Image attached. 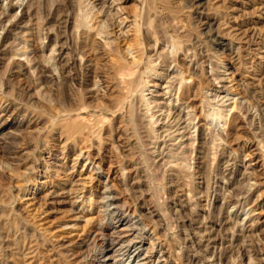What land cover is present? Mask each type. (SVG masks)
I'll return each instance as SVG.
<instances>
[{"label":"rangeland","instance_id":"1","mask_svg":"<svg viewBox=\"0 0 264 264\" xmlns=\"http://www.w3.org/2000/svg\"><path fill=\"white\" fill-rule=\"evenodd\" d=\"M28 1L0 0V19L1 12L16 14L0 29V264L86 262L99 249L97 240L88 239L101 223L112 227L113 206L103 196L113 194L127 202L128 219L143 235L126 264L135 256L145 264H249L250 256L252 264H264V0L155 2L151 19L164 18L165 38L153 49V36L155 70L148 73L144 65L141 71L143 94L153 102L149 115L157 112L154 120L161 119L154 125L155 135H162L157 144L137 140L127 108L110 114L101 127L99 119L102 105L111 106L119 90L106 42L132 37L133 11L143 0H103L118 21L125 19L121 27H110L116 32L107 41L84 26L79 8L80 1L89 12L97 5L93 15L102 0H73L74 15L67 0H37L38 8L25 14ZM104 18L99 13L97 22ZM80 19L78 30L74 23ZM175 29L185 41L178 61L171 54L169 69L162 70L158 56L174 48L168 41ZM183 72L193 77L180 84ZM172 82L189 89L187 98L169 87ZM82 101L88 110L78 109ZM165 102L180 112L178 125L172 115L162 119ZM217 110L221 115L212 122L207 113ZM67 124L80 130L70 133Z\"/></svg>","mask_w":264,"mask_h":264},{"label":"bare ground","instance_id":"2","mask_svg":"<svg viewBox=\"0 0 264 264\" xmlns=\"http://www.w3.org/2000/svg\"><path fill=\"white\" fill-rule=\"evenodd\" d=\"M77 1H79V0H77ZM156 1H159V0H143L142 1L143 3L137 4L138 5L137 8L135 9V7H134L135 10L134 11L132 10L134 12L133 15L135 17V19L132 22V24L134 25V28L132 29V33L133 34L131 35L132 37H129L128 36L129 34L126 32L128 34L127 35L128 38H124V40H123L124 45L126 46L125 48L122 47V43L123 42L122 43L120 42V39L121 38L118 39V37H117V40L115 41V45H113L114 44L113 43L114 41H110V42L107 41V38H109V36L112 35L113 32H116V31H114L113 28H112V31H111L110 30L111 29L110 27H113L114 25L117 28L118 27H121V25L125 22V19L121 18L118 21L117 18H115L116 16H114V13H112V11H111L110 8L107 9V10L105 9L106 2L103 1V0L101 1L102 2V6L100 8H98L97 9L98 12L93 13V15H91V13L94 11V9L96 8L97 5H94L92 8H90V11L91 12H89L88 10L85 9L86 6H85V8H81L83 6V4H84L85 1L84 2L80 1L79 8L83 12L85 11L84 12V15H83V18H84V21L86 22V24L84 25L83 24V20H81V19L79 20L78 23H76V24L74 23L75 28H77L78 30L83 25L86 26L88 29H95L96 28V35L98 34V35H101L102 37L104 35L105 36V39L107 41L106 42V45L112 47V49H110V54L112 55V59H113V62L114 63L112 64V69H113L112 72L113 73H112L111 78L117 80V86H118V89L119 90H118V95L114 98V101H113V103H112L111 106L110 105H107V104L102 105L101 110H100L101 111V114L100 115H102V116H101V118H99L100 119V123L103 122V121H106V120H107L106 123L107 122L109 123V120H111V119H107V118H108V116L110 114H118L120 111H123L125 108H127V110H125V111L126 112H129V114H130L129 115V118L130 119H129L128 124L131 127V129H134V131H132V132H134V135L137 136V134H139V136H140V137H138L137 140H139V138L142 139V140L145 139V138H147V141L149 140L150 141V144H157L158 143V138L159 137H162V135H160L158 137H157V135H155V132L157 130L154 128V125L158 121H160L161 119L160 118H157L156 120H154L155 117H156V115H157V112H152V114L149 115V112L153 110V108H152V103L153 102L152 101L151 102L148 101V99L146 98V95H148L149 93L146 94V95L143 94V91L145 90L144 88L146 87V80L145 81L143 80L145 78L144 75H145L146 72L143 71V73H142L141 70H142V67L144 65L146 66V67L145 66L144 67L147 68L146 70H148V73L149 72L152 73L155 70V66H152V63L154 62V60H152V57L149 54L150 53V41L152 40L153 36H155L154 38L156 40V44H155V46L153 48V49H155L156 46L158 45V43L161 42V41H163L164 38H165V37H163L164 34L162 33L163 32L162 31V29H163L162 28V25H163L164 22H162L163 20L161 18H163V17L162 16L159 17V14H158V15H155L154 18L151 19V16H153V14L151 15V12L154 9V6H155L154 4H157L158 3V2L155 3ZM160 1L163 2L165 0H160ZM37 2H38L37 0L36 1L29 0L28 1V6L26 7L27 10H25V14L28 13L33 8L34 9L38 8ZM167 2H166V4H167ZM89 3H91V0L89 1ZM66 6H67V9H70L71 12H72V14L74 15V13H73L74 12V8L77 7L76 4L74 3V1L73 0H67ZM145 6L146 7L148 6V11H145ZM11 8L13 9L14 7L12 6ZM169 9H167V11ZM165 11H166V9H165ZM176 12H177V10H175V12H174L175 15H176ZM99 13H103V16H105V18L103 20H101L100 23L97 22V19L99 17ZM1 14L4 15V18L3 19H0V29H5L6 22L12 21V18L13 17H16V14L15 13L14 14H11V13H6V12L5 13L4 12H1ZM127 14H129V13H127ZM156 14H157V11H156ZM68 15L66 13L63 14V16H66L67 17V19H65L66 22L68 21ZM146 15H147V18H150V22H148L146 20ZM79 17H80V15H79ZM89 18H90V21L89 22L95 21V23L92 26H89L88 27L89 22H87V21H88ZM152 21L155 22V25H154L153 28L151 26V23L153 24ZM110 22H111V24H110ZM179 22L182 23L183 20L181 19ZM95 24H98V26L96 27ZM16 25H17V22L11 23V27H14ZM167 25H169V24H167ZM210 27H211V24H210ZM176 28H179V27H176ZM171 30H172V28H171ZM10 31H11V29H8V32H7V34L4 37H8V33H10ZM88 32H90V31H88V30L87 31H82L81 34L88 33ZM161 33H162V35H160ZM121 35H122V32L120 34V37H121ZM166 35H167V32H166ZM87 37H89L88 34H87ZM122 38H123V36H122ZM182 38H184V37L179 33V29H177V30L175 29L174 30V33L171 35L170 40L167 38L169 40L168 41L169 43H173L174 48L171 51L168 50L166 52V54H161V56L160 55L158 56V59L161 58L162 59V62L164 64L162 66L163 69L161 68L162 70H164V69L165 70H168L169 69L170 62H171L170 61L171 54L173 55L172 56L173 61L174 62H177L178 61L177 53H178L179 49L182 48L181 46H182L183 41H185ZM167 39H165V40H167ZM176 39H178V40H176ZM186 39H189V38H186ZM113 40H115V39H113ZM190 40H186V41L189 42ZM184 43H186V42H184ZM189 43H191V42H189ZM219 43L221 45H225L223 42H219ZM151 47H152V45H151ZM194 47H196V46H194ZM187 48H188V46H187ZM126 49H127V51H126ZM189 50H191V49L189 48ZM130 51H133V52H130ZM22 52H23L22 55H25L26 54V49H24ZM120 53H122V57L119 56ZM130 53H133L132 55H134L131 58V60H129ZM17 54H18V52H17ZM197 55H198V53L194 52V55L193 56H197ZM29 58L30 57H27L28 63H31L34 59H29ZM64 65L62 66L63 69L65 68ZM43 69H44V66L42 67V66L39 65L37 67L38 73H43ZM108 75H110V74H108ZM153 75H156V77H160V76H162V71L161 72L156 71V72L153 73ZM187 76H185L184 75V72H183L182 75L180 76V79H179L180 82L179 83L182 84L183 80L187 79L188 77L189 78H192L193 77V76H191V73H190V75L188 77ZM155 85H157V83H155V81L150 83V86H155ZM169 87L171 89H173V90L174 89H177L176 86H174V82H172V84H170ZM147 90H149V89H147ZM173 90L170 91L171 96H172ZM188 93H189V89H187L186 87L185 88L183 87L182 90H181V87L179 89H177V94L181 98L182 97L183 98L186 97V95ZM134 101H137V103L139 104L138 107H136V109H132V108H135V107H133V102ZM63 105H64V103H63ZM143 106H146V112L142 114V111H141L142 109L141 108ZM68 107L69 106L67 104V108ZM87 107L89 108V106H87ZM87 107H86V103L82 101V102H80V104L78 106V109H84L85 108L84 110H86ZM155 107H157V106H155ZM164 107H165V115L163 116L162 119H164V118L169 119L171 117V115H172V118H175V120H178V123L176 124V125H178L179 122L182 119L179 116L180 112H178L177 114H175L176 111H173V109L176 108V106L173 105V109H172V108H170L168 102H165V106ZM215 109L216 108H213V111ZM231 109H235V110L238 109V103L236 101L232 103ZM66 110L68 111L67 114H69L70 112H72L71 109H66ZM220 111L217 110L216 113L214 112L212 114L207 113V116H212L213 118L211 119V121L213 122V119L214 118L217 119V116L221 115ZM58 112H60V111H58ZM74 112H75V110H74ZM209 112H211V111H209ZM222 113H223V111H222ZM54 114H58V113H54ZM80 114H78V115H80ZM188 114L191 115V113H187V115ZM142 115L145 118L146 117H149L150 118V119H148V123L145 124V125L143 124V121H145V118H142ZM124 116H125V114H124ZM126 116H127V114H126ZM226 116H228V114H226ZM54 117H55V115H54ZM65 117H66V119L70 118V122L74 121L73 119H71V117H69V115L68 116H65ZM65 117H64V119H62V120H64V122H66ZM189 119L192 120V119H194V117L193 118L190 117ZM236 120H237V117L235 115L231 116L230 117V123L229 124H232V126H234V123L236 122ZM59 121H61V120H59ZM68 121H69V119H68ZM228 121L229 120L227 118L226 123H228ZM56 122H57V120H56ZM56 122H55V124L57 125ZM98 123H99V121H98ZM183 123H185V122H183ZM69 124H67V126H68V130H69L70 133H73L74 134V133H76V132H78L80 130V128L78 126L72 125V124L69 125ZM79 126H81V125H79ZM101 126H102V123H101L100 127ZM188 127H190V124H188V125L185 126V128H188ZM172 128H173V126L170 127L169 130H165V131H170ZM62 133H63V131H62ZM98 133H101V132L99 131ZM189 133H190V130H189ZM101 135H102V133H101ZM100 138L102 139L101 136H100ZM153 138H155L156 141H154ZM220 139H224V137L221 136ZM215 140H217V139H215ZM143 143H144V141H143ZM144 146H145V144H144ZM141 148H142V145H141ZM211 151H214V150L212 149ZM215 152H214V158L213 159H215L216 157H218V156H216L217 155V152H216V154H215ZM185 161H187V159H185ZM170 162H171V160H170ZM170 162H168V163H170ZM108 188H109V191L112 190L111 187H108ZM104 193L107 194L106 190H105ZM104 198H109L111 200V205L113 206L114 219H113L112 227L110 228V227H108V225H105L104 223H101V225L98 226L97 230L95 231V234L91 238L88 239L89 244H92V243L94 244V242L96 240L99 242V249H98V251L95 254H93L91 256V258H89V260H87L86 262L83 259L84 257L80 258L77 261L78 264H116V263L121 262L122 260H124L125 257H127L126 258V261L124 263V264H126L127 263V260H128V257L130 256V252L132 251V249L134 247H136V248L139 249V246L137 245V243L142 242V240H139L137 238L143 237V235H140V234H138V233L135 232L136 230L139 229V227H138L139 225H137V222H132L131 219H128L129 214L127 215V213L129 212V207H128L127 202H123L122 203L121 202V198L118 195H116V194L108 195V196L107 195L106 196H103V199ZM255 253H257V252L255 251ZM136 258H139V256H135V258L132 260L131 264H145V263H140L141 260L140 261L139 260L136 261L135 260ZM254 259L255 258H253L252 256H250L249 257V264H252V261Z\"/></svg>","mask_w":264,"mask_h":264}]
</instances>
